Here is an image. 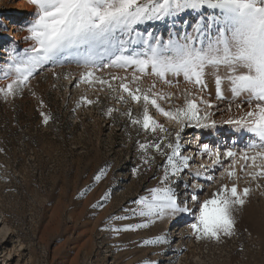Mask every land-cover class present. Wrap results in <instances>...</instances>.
<instances>
[{
	"label": "rangeland",
	"instance_id": "374dc122",
	"mask_svg": "<svg viewBox=\"0 0 264 264\" xmlns=\"http://www.w3.org/2000/svg\"><path fill=\"white\" fill-rule=\"evenodd\" d=\"M23 1L32 7V19L34 5L31 0ZM3 8L0 6V31L3 18L7 17ZM31 19L24 18L19 29L26 36L25 29ZM197 19L198 15L188 11L175 22H147L140 30L155 31L167 39L169 31L181 35L191 32ZM1 46L0 42V50ZM9 48L12 47L5 50ZM16 49L20 51L22 47ZM1 57L6 58L5 52H0ZM81 71L75 62L48 64L31 78L22 95L7 102L0 98V149H3L0 151V264H144L146 260L154 264H264V179L258 181L262 185L258 188L257 182H250L241 171L244 162L239 152L251 136L225 123L246 111L236 108L245 97L233 99L227 95L225 101H214L217 107L211 109L210 119L215 120V125L184 128L181 152L194 156L195 162L175 181L181 199L197 184L203 185L200 199L210 198L221 183L230 186L234 182L220 175L232 164V159L222 157V166L213 168L211 159L198 149L208 144L213 150L219 148L221 153L226 147L237 152L235 182L239 189L248 186L251 192L235 212V234L218 241L197 239L190 228L194 217L189 213L169 215L148 227L117 234L112 227L144 223L146 218L111 220L109 217L124 215L122 209L134 207L133 200L157 186L162 168L154 164L149 170L140 162L135 141H143L146 134L131 125L123 114L131 108L133 116H139L142 102L128 99L122 104L113 99L106 87L101 89L84 82H77L78 86L73 84ZM108 72L124 74L123 69L111 68L104 70L105 77ZM66 73L71 75L66 78ZM152 77L146 78L145 86L155 79ZM207 79L206 92L214 93L211 77ZM172 80V86L158 81L156 87L177 92L192 88L182 77ZM7 82L0 79V86ZM81 97L93 101L99 98V102L87 104ZM208 98L214 99V96ZM108 107L119 111L108 116L105 114ZM149 111L174 136L180 125L151 106ZM41 112L51 116L47 124L43 123ZM214 130L221 133L213 134ZM214 135H217L215 139ZM150 154L156 156L157 164L164 163L154 149ZM200 164L209 168L202 170ZM137 167L140 172L134 173ZM100 169H106V174L95 180ZM196 171H201V176L195 177ZM206 175L215 179L209 183ZM106 193L109 195L104 199ZM94 204L101 206L93 208ZM159 235H164L167 242L144 244V240Z\"/></svg>",
	"mask_w": 264,
	"mask_h": 264
},
{
	"label": "snow or ice",
	"instance_id": "6c2138e0",
	"mask_svg": "<svg viewBox=\"0 0 264 264\" xmlns=\"http://www.w3.org/2000/svg\"><path fill=\"white\" fill-rule=\"evenodd\" d=\"M31 3L34 13L26 26L25 39L32 43L22 53L14 47L6 49V58H0V79L8 81L0 86V98L7 102L22 95L31 78L48 64L75 62L82 71L73 84L84 82L101 89L106 87L113 99L122 104L128 99L143 104L139 116H133L131 108L123 114L131 125L146 134L143 141H135L140 162L149 170L156 164L162 173L157 186L131 202L134 207L122 209L124 215L109 217L111 220L141 217L146 218L144 223H128L122 228L112 227V231L119 234L148 227L169 215L189 213L194 217L190 228L197 239L218 241L234 235L235 212L251 192L248 186L239 189L235 182L237 152L226 147L221 153L219 148L213 150L208 144L201 145L198 151L211 159L213 168L222 166V157L232 159V164L220 175L234 182L230 186L221 183L206 199H200L203 185L197 184L181 199L176 178L195 162L194 156L181 152V133L189 125H215V120L210 119L211 109L217 107L214 101H225L227 95L233 99L245 97L236 108L246 111L225 123L250 134L249 143L239 152L244 162L241 171L250 182L262 187L258 181L264 179V0H31ZM188 11L199 16L191 32L181 35L169 31L164 39L155 31L140 30L147 22H175ZM111 68L123 69L124 74L108 72L105 77L104 70ZM70 75L65 74L66 78ZM149 75L155 79L145 86ZM209 76L214 93L206 92ZM173 77H182L192 88L177 92L156 87L158 81L172 86ZM212 96L214 99L208 98ZM81 101L93 104L99 98L93 101L81 97ZM40 103L43 105V101ZM150 106L180 125L174 136L151 115ZM231 107L229 103L228 109ZM115 111L119 109L108 107L105 114L111 116ZM41 116L45 124L51 119L44 112ZM153 149L164 159L162 165L150 154ZM199 168L207 170L209 165L200 164ZM133 172L139 173L140 168H134ZM105 174L106 169H100L94 179L100 180ZM201 174L196 171L194 176ZM205 178L209 183L215 179L212 175ZM188 186L185 185L186 190ZM166 242L164 235L144 240V244ZM144 264L154 262L146 260Z\"/></svg>",
	"mask_w": 264,
	"mask_h": 264
},
{
	"label": "bare ground",
	"instance_id": "6f19581e",
	"mask_svg": "<svg viewBox=\"0 0 264 264\" xmlns=\"http://www.w3.org/2000/svg\"><path fill=\"white\" fill-rule=\"evenodd\" d=\"M0 6H4L3 9L6 10L4 13L7 14V17L3 18L1 25L3 28L0 31V42L2 43V49L0 52L4 53L5 48L7 47H22V49L19 51L22 53L24 49L28 48L32 42L25 39L26 32H20L19 29L23 26L24 18L31 19L32 7L28 6L23 0H0ZM181 30L183 32L184 28ZM223 132L225 134V131ZM212 133L220 134L221 131L219 132L214 130ZM236 134V136H238L240 131L237 130ZM215 137H217V135H214V139Z\"/></svg>",
	"mask_w": 264,
	"mask_h": 264
}]
</instances>
